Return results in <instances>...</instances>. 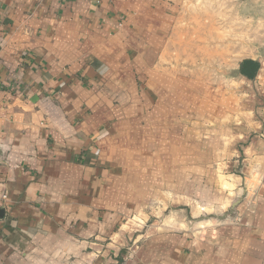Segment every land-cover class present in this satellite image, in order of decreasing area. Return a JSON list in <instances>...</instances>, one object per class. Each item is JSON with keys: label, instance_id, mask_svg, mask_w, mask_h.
<instances>
[{"label": "crops", "instance_id": "crops-1", "mask_svg": "<svg viewBox=\"0 0 264 264\" xmlns=\"http://www.w3.org/2000/svg\"><path fill=\"white\" fill-rule=\"evenodd\" d=\"M189 2L0 0V264H264V44L215 100Z\"/></svg>", "mask_w": 264, "mask_h": 264}, {"label": "rangeland", "instance_id": "rangeland-1", "mask_svg": "<svg viewBox=\"0 0 264 264\" xmlns=\"http://www.w3.org/2000/svg\"><path fill=\"white\" fill-rule=\"evenodd\" d=\"M187 5L179 34L167 45L166 51L171 53L168 61L174 63L176 58L198 79L213 81L215 100L220 98L219 87L229 83L233 98L237 91L231 87L239 81L232 79L236 65L252 55L255 46L264 44V0L244 6L235 0H190ZM255 5H262L261 19L255 15L260 12ZM219 107L215 101V114Z\"/></svg>", "mask_w": 264, "mask_h": 264}, {"label": "trees", "instance_id": "trees-1", "mask_svg": "<svg viewBox=\"0 0 264 264\" xmlns=\"http://www.w3.org/2000/svg\"><path fill=\"white\" fill-rule=\"evenodd\" d=\"M260 67V64L258 61H253V60H245V62L243 63V66L241 68V73L248 77V78H253L258 69Z\"/></svg>", "mask_w": 264, "mask_h": 264}]
</instances>
